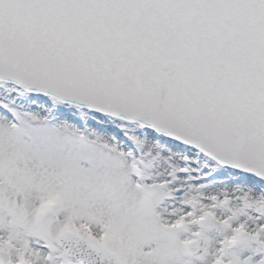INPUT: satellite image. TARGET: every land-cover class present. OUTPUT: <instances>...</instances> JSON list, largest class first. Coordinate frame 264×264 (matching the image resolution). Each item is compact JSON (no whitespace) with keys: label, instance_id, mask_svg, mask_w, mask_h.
<instances>
[{"label":"snow or ice","instance_id":"6c2138e0","mask_svg":"<svg viewBox=\"0 0 264 264\" xmlns=\"http://www.w3.org/2000/svg\"><path fill=\"white\" fill-rule=\"evenodd\" d=\"M0 264H264V0H0Z\"/></svg>","mask_w":264,"mask_h":264}]
</instances>
